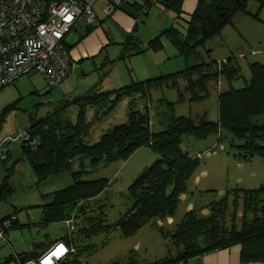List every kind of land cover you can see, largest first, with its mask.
Wrapping results in <instances>:
<instances>
[{"label":"rangeland","instance_id":"374dc122","mask_svg":"<svg viewBox=\"0 0 264 264\" xmlns=\"http://www.w3.org/2000/svg\"><path fill=\"white\" fill-rule=\"evenodd\" d=\"M166 14L173 15L171 12ZM178 16L180 19L173 26L171 21L169 27L164 28L166 31L175 28L181 33L187 32L190 18ZM164 32L157 34V40L161 39L160 43L163 44L161 49H147L142 54H131L125 58L122 53L112 64L108 61L106 66H102L106 61L95 57L91 60L101 63V66H95L92 70L93 65L89 64L92 67L86 66L85 69L89 67L92 73H73L61 87L54 90L48 87L41 74H33L1 91L0 141L29 128L31 119L39 122L62 109L64 116L70 118L72 123L76 124L82 117L91 124L85 137L89 144L98 142L112 126L127 123L130 99L118 97L119 91L155 78L174 75L186 68L185 59ZM197 48L200 56L191 58L190 64L213 63L214 72L219 73V77L208 82V93L201 94V99H194L187 90L186 79L181 80L175 88L167 85L153 88L148 100L137 98L133 110L149 108L153 132H163L173 118H188L197 122L206 116L210 122L219 123L220 95L230 89L245 88L251 79L250 66L255 63L264 65V1L249 0L245 12L235 15L232 23L220 35ZM228 61L230 67L239 69V78L230 80V76L223 73ZM95 87L101 94H109L112 101L105 103L103 111L98 105L84 107L82 104L81 107L77 103ZM258 122L264 123V115L258 118ZM232 140L227 132H223L222 141L219 134L202 141L186 140L183 149L192 156L208 150L218 153L200 160L196 175L188 183L186 196L180 198L174 222L160 220L157 226L149 222L129 238L122 237L115 228L102 230L97 227L95 230V225L103 220L104 226L113 227L128 212L132 206L130 186L158 159L150 147L139 149L127 160L101 165L84 176L87 181L105 179L109 184L99 197L88 202L85 214H79L75 219L73 227L77 231L72 237L68 235L63 221H43V211L52 204L53 194L74 184L72 175L66 174L37 185L35 172L23 156L20 144L12 142L9 145L10 158L6 162L0 161V185L10 176L14 192L7 202L0 203V223L4 218L16 215L18 224L8 231L9 244L0 241V264L13 251L26 261H34L35 256L43 253L45 248L66 238L78 247L77 252L79 249L80 253L76 256L80 264H154L167 256H174L176 248L163 235L172 234L175 225L187 214L191 202L194 203L193 209L206 210L204 215H209L210 209L206 208L212 202L227 197L228 210L234 215L235 190L253 191L264 186V159L255 157L247 162L237 159L238 142ZM86 164H89L88 160ZM241 202L242 198L239 199ZM241 210L242 204L237 208V214Z\"/></svg>","mask_w":264,"mask_h":264},{"label":"trees","instance_id":"16d2710c","mask_svg":"<svg viewBox=\"0 0 264 264\" xmlns=\"http://www.w3.org/2000/svg\"><path fill=\"white\" fill-rule=\"evenodd\" d=\"M183 2L184 0H164L161 4L166 10L175 13L176 19L179 20L178 15L183 13ZM248 2L249 0H199L195 12L190 16L186 33H181L175 28L165 31L164 34L185 59V70L119 91L118 97L125 96L130 99L128 122L112 126L102 134L98 142L89 144L85 141L90 123L82 117L76 124L72 123L70 118L64 116L63 109L57 110L39 122L31 119L29 129L33 136L40 139V144L36 148H21L23 156L27 158L35 172L37 185L66 174H71L74 180L71 187L53 194L52 204L43 211L44 222L61 220L66 224V221L72 220L74 225L79 214H85L88 202L99 197L109 184L105 179L87 181L84 176L97 170L101 165L127 160L143 147H150L157 154L158 159L130 186L129 196L132 206L113 227L104 226L103 220H99L95 230L97 227L102 230L115 228L121 232L122 237L129 238L149 222L157 226L158 221L173 218L180 198L187 193L188 183L196 175L200 160L203 159L198 156L205 155L209 151L192 156L183 149L186 140L202 141L213 134H219V139L222 141L223 132H227L234 142H238L237 146L232 142V146L237 147V159L245 162L255 157L264 159V123L258 122V118L264 115V65L262 64L255 63L250 66L251 79L245 88L230 89L220 95L219 123L210 122L206 116L197 122L188 118H173L172 123L163 132L155 133L151 127L149 108L133 110L134 101L137 98L148 100L153 88L164 85L175 88L183 79L188 81L187 90L193 94L194 99L203 98L201 94L208 93V82L217 79L219 73L214 72L213 63L206 65L198 62L191 65L190 60L193 57L199 58L197 47L220 35L223 29L232 23L235 15L246 11ZM96 27L98 26L81 25L70 34L69 39L74 33L82 39ZM69 39L67 50L70 53ZM160 40L156 37L146 46H140L138 42L130 39L122 57L142 54L147 49H161L163 44ZM77 65L76 63L73 72L77 69ZM224 66L226 69L223 73L230 76V80L240 77L239 69L230 67L229 61ZM108 102H112L109 94H101L98 87H95L77 103L81 107L98 105L103 111L105 103ZM76 157L80 158V170L73 173L71 161ZM87 160L89 164H86ZM9 177L0 185V203L7 202L14 192ZM234 196L236 199L234 215L228 210L227 197L212 202L206 208L210 209L209 215H204L203 210L196 208L187 212L183 220L175 225L172 234L163 235L176 248L177 256H167L154 264H188L190 259L199 255L238 244L242 245L244 260H264V186L253 191L235 190ZM240 198H242L241 203H239ZM240 204L242 210L237 214ZM14 216L16 220L12 228L16 227L18 224L16 215L4 218L0 226L3 221ZM66 227L68 235L73 237L77 229L70 232L67 225ZM60 241L72 245L75 253L70 262L80 264L76 256L80 251L78 249L77 252L78 247L74 245L75 242L71 244L67 238ZM49 249L51 246L36 255V259ZM19 257L23 263L33 261L30 259L26 261V258L20 255ZM8 260H11V256L2 264Z\"/></svg>","mask_w":264,"mask_h":264},{"label":"built area","instance_id":"2783aa9c","mask_svg":"<svg viewBox=\"0 0 264 264\" xmlns=\"http://www.w3.org/2000/svg\"><path fill=\"white\" fill-rule=\"evenodd\" d=\"M124 1L112 0L106 12L112 14ZM81 25L99 26L101 23L92 6L80 0H0V92L33 74H41L52 90L61 86L76 68L67 50V41ZM12 142L36 148L40 139L25 128L1 140L0 161L9 159ZM217 153L209 150L198 157ZM15 220L14 216L2 222L0 241L8 243L7 234ZM66 225L70 232L74 231L72 220L66 221ZM74 253L72 245L60 241L28 263H23L13 251L11 260L5 264H73L70 261ZM191 263L192 259L188 261Z\"/></svg>","mask_w":264,"mask_h":264},{"label":"crops","instance_id":"0c3cea01","mask_svg":"<svg viewBox=\"0 0 264 264\" xmlns=\"http://www.w3.org/2000/svg\"><path fill=\"white\" fill-rule=\"evenodd\" d=\"M80 1L92 6L101 25L82 39L77 33L71 35L69 39L70 56L78 64L74 74L81 72L82 75H89L95 66H101V63H95L91 59L102 58L106 61L102 66H106L108 61L112 62L118 55L121 56L122 53H125L130 39L138 42L140 46H146L150 39L156 38L157 34L166 31L164 28L169 27L171 21L172 26L177 22L176 14L162 6L161 2L164 0H125L122 7L110 15L106 12V8L112 0ZM198 2L199 0H184L181 16L190 18L195 12ZM167 12H171L173 15H167ZM86 66L93 69L91 70L89 67L85 69ZM193 207L194 203L191 202L188 212ZM168 221L174 222V219L169 218ZM176 253L174 256H177ZM191 264H264V260H244L242 245L238 244L199 255L192 259Z\"/></svg>","mask_w":264,"mask_h":264},{"label":"water","instance_id":"95a60500","mask_svg":"<svg viewBox=\"0 0 264 264\" xmlns=\"http://www.w3.org/2000/svg\"><path fill=\"white\" fill-rule=\"evenodd\" d=\"M71 169L73 173H76L80 170V158L76 157L71 161Z\"/></svg>","mask_w":264,"mask_h":264}]
</instances>
